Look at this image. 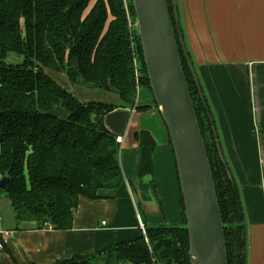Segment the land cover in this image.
I'll use <instances>...</instances> for the list:
<instances>
[{
  "label": "trees",
  "instance_id": "1",
  "mask_svg": "<svg viewBox=\"0 0 264 264\" xmlns=\"http://www.w3.org/2000/svg\"><path fill=\"white\" fill-rule=\"evenodd\" d=\"M167 1L172 14L171 0ZM122 2L0 0V174L7 177L6 189L0 191L8 197L17 222L70 229L80 196L97 199L100 190L118 188L123 182L120 144L105 127L104 116L118 106L131 107L136 82L138 93L146 88L153 97L139 36L132 27L130 31ZM129 11L133 16L130 2ZM180 31L183 36L181 25ZM179 52L214 178L227 264H247L239 190L204 92L201 88L206 105L180 46ZM10 53L20 56L21 62H7ZM133 57L138 62L137 75ZM48 70L64 72L72 83L114 92L120 104L82 102L51 78ZM151 102L139 107L157 109ZM55 106L65 111L67 119L47 113ZM132 141L140 148L138 175L152 174L153 135L140 129L132 133ZM181 208L185 224L182 199ZM145 233L146 239L142 235L103 252L131 264H190L183 225L145 224ZM91 257L75 254L50 264H91Z\"/></svg>",
  "mask_w": 264,
  "mask_h": 264
},
{
  "label": "crops",
  "instance_id": "2",
  "mask_svg": "<svg viewBox=\"0 0 264 264\" xmlns=\"http://www.w3.org/2000/svg\"><path fill=\"white\" fill-rule=\"evenodd\" d=\"M177 3L189 60L239 190L247 264H264V0ZM47 74L82 102L120 104L114 92L72 83L64 72L48 70ZM148 110L149 117L145 114L137 119L133 108L118 106L104 116L105 127L122 137L118 154L122 184L100 190L97 199L80 196L67 230L37 228L34 221L17 222L12 210L13 222L0 225L11 231L0 249V264H50L75 254L92 256L94 264H127L103 251L142 236L141 224L183 223L167 129L157 109ZM140 129L148 130L156 141L152 174L143 177L138 175L140 148L132 141V133Z\"/></svg>",
  "mask_w": 264,
  "mask_h": 264
},
{
  "label": "water",
  "instance_id": "3",
  "mask_svg": "<svg viewBox=\"0 0 264 264\" xmlns=\"http://www.w3.org/2000/svg\"><path fill=\"white\" fill-rule=\"evenodd\" d=\"M127 2L129 22L132 30L137 31L139 36L151 94L167 129L175 157L185 218V224L181 225L184 224L188 232L189 263L227 264L224 226L216 187L187 85L179 46L202 102L206 104L180 31L177 0H171L172 14L167 0ZM129 2L133 7V16L129 11ZM137 65L136 59L138 68ZM47 113L67 119L60 106L49 109ZM214 135L217 136V133L214 132ZM217 146L219 155L223 158L222 151L218 144ZM6 181V176L0 179V189H6ZM143 227L145 230V225Z\"/></svg>",
  "mask_w": 264,
  "mask_h": 264
},
{
  "label": "rangeland",
  "instance_id": "4",
  "mask_svg": "<svg viewBox=\"0 0 264 264\" xmlns=\"http://www.w3.org/2000/svg\"><path fill=\"white\" fill-rule=\"evenodd\" d=\"M126 2H127V0H123V2H122L125 9H126ZM127 4H128V2H127ZM177 5H178V3H177ZM128 27H129V29L131 31V25L129 26V23H128ZM131 47H133V43L132 42H131ZM6 60H7V62H9L11 64H17V63L21 62V57L16 55V54H14V53H10V54H8V57H7ZM133 65H134V68H135V73L137 75V67H136V64H135L134 57H133ZM138 92H139V85L136 82V99L134 100L133 104L131 105V108H133L135 110L137 119L139 118L140 115L142 116V115H145V114L148 115V117H149L150 115L147 114L148 111H150V110H148L149 108L148 109H141L139 106H142V105H145V104L147 105V99H148V102H150V103H153V102H151L153 100L151 99V96H150V94H149V92H148V90L146 88H141L140 93H138ZM153 108H155V107L153 106ZM136 127H138V125H136L135 128ZM152 127H153V125H152ZM164 128L165 127H163V129ZM136 131H138V130H136ZM164 131H165V129H164ZM165 134H166V132H165ZM166 135H165V138H166ZM171 153H172V150H171ZM172 156L174 157V153H172ZM173 162L175 164V170H176L175 157L173 158ZM1 178H2V175L0 174V179ZM13 220H14V218H13V212H12V208H11V205H10V201H9L8 197L6 196V194L3 191H0V225L7 226L10 223H12ZM122 261H126L127 264H131L126 259H122ZM89 262L91 264H94L93 262H91V260H89Z\"/></svg>",
  "mask_w": 264,
  "mask_h": 264
},
{
  "label": "built area",
  "instance_id": "5",
  "mask_svg": "<svg viewBox=\"0 0 264 264\" xmlns=\"http://www.w3.org/2000/svg\"><path fill=\"white\" fill-rule=\"evenodd\" d=\"M126 13H127V10H126ZM127 17H128V13H127ZM128 23H129V26H130L131 24L129 22V18H128ZM131 27H132V25H131ZM134 60H135V64H136V58H134ZM116 141L118 143H121L122 142V137L121 136L116 137ZM104 223H105V221H102V224H104ZM141 228H142V231H143V235H144V237L146 239V233H145V230L143 229L142 224H141ZM10 233H11L10 230H5V229H1L0 228V249H2L3 246L7 243V240L9 238V236H10Z\"/></svg>",
  "mask_w": 264,
  "mask_h": 264
}]
</instances>
